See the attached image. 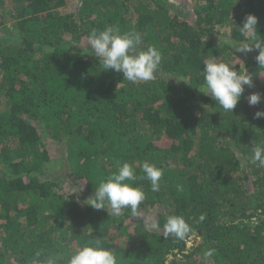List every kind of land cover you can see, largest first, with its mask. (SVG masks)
<instances>
[{
    "label": "trees",
    "instance_id": "1",
    "mask_svg": "<svg viewBox=\"0 0 264 264\" xmlns=\"http://www.w3.org/2000/svg\"><path fill=\"white\" fill-rule=\"evenodd\" d=\"M249 14L264 42V0H0V264H68L96 242L117 264H264V167L252 160L264 67L258 49L232 52L252 42L239 28ZM106 26L159 50L153 80L103 69L87 36ZM212 55L252 76L233 113L201 92ZM145 160L163 170L158 191L140 178ZM118 162L145 193L136 214L86 204ZM49 167L74 182L46 178Z\"/></svg>",
    "mask_w": 264,
    "mask_h": 264
},
{
    "label": "clouds",
    "instance_id": "2",
    "mask_svg": "<svg viewBox=\"0 0 264 264\" xmlns=\"http://www.w3.org/2000/svg\"><path fill=\"white\" fill-rule=\"evenodd\" d=\"M257 23L256 16L249 14L245 17L242 27L239 28L242 33L249 34L252 42L233 44L232 52L247 54L253 49H258L255 59L258 66L264 67V42L256 39ZM87 43L92 49V56L99 60V64L103 65L105 71L113 70L122 73L123 79L127 81L133 83L151 81L158 73L161 53L151 45L146 50L137 51L143 39L136 31L121 32L118 26H106L103 30L93 29L87 36ZM203 65L202 94L210 96L224 111L233 113V109L245 91L244 86L252 87V76L246 70L242 74L237 72L233 66L213 55L204 61ZM260 100L261 96L258 93H251L247 97L250 106L257 105ZM253 118L264 119V111H256ZM252 160L253 163L259 162L260 166L264 167V145H257L254 148ZM141 171L144 175L140 178L149 180L151 190L158 191L163 170L145 160L141 164ZM137 178L130 163L118 162L117 171L99 183L92 197L87 199L89 203L86 204L97 210H105L107 203L113 214H120L124 208H130L132 213L136 214L139 205L145 199L143 190L129 183ZM177 190H182L181 186L178 185ZM200 219L203 220L204 216L201 215ZM167 224L168 231L177 236L182 235V230L187 229V225L180 217H170ZM211 254L212 250L206 253V255ZM39 255L40 253H37V256ZM43 264H57V260L46 258ZM68 264H117V259L110 249L96 242L85 244L76 250L69 256Z\"/></svg>",
    "mask_w": 264,
    "mask_h": 264
},
{
    "label": "rangeland",
    "instance_id": "3",
    "mask_svg": "<svg viewBox=\"0 0 264 264\" xmlns=\"http://www.w3.org/2000/svg\"><path fill=\"white\" fill-rule=\"evenodd\" d=\"M182 6V5H181ZM183 8H179V14H181V15H183V13L184 12H188V11H190L189 9H190V7L189 6H182ZM185 14V13H184ZM1 34V33H0ZM46 178H49V179H51V180H55V181H59V182H64V181H72V182H74L71 178H69V175L66 173H64V172H58L57 173V171H56V169H53V168H50L49 167V170H47V172H46ZM67 179V180H66ZM193 236H190L189 238H187V241H186V243L187 244H189V246L188 247H190L191 246V244H192V240H193ZM204 262V264H211L210 262H208L207 260H205V261H203Z\"/></svg>",
    "mask_w": 264,
    "mask_h": 264
},
{
    "label": "water",
    "instance_id": "4",
    "mask_svg": "<svg viewBox=\"0 0 264 264\" xmlns=\"http://www.w3.org/2000/svg\"><path fill=\"white\" fill-rule=\"evenodd\" d=\"M182 246H183V247H185V246H187V247H188V246H189V244H187V243L185 242L184 244H182ZM171 258H172V256H170V255H169V256H168V259H171ZM167 263H168V262H166V264H167Z\"/></svg>",
    "mask_w": 264,
    "mask_h": 264
}]
</instances>
